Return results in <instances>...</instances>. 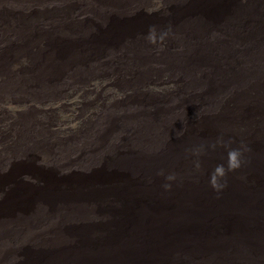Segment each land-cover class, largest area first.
<instances>
[{
  "label": "rangeland",
  "instance_id": "obj_1",
  "mask_svg": "<svg viewBox=\"0 0 264 264\" xmlns=\"http://www.w3.org/2000/svg\"><path fill=\"white\" fill-rule=\"evenodd\" d=\"M12 199L0 264H264V0H0Z\"/></svg>",
  "mask_w": 264,
  "mask_h": 264
},
{
  "label": "clouds",
  "instance_id": "obj_2",
  "mask_svg": "<svg viewBox=\"0 0 264 264\" xmlns=\"http://www.w3.org/2000/svg\"><path fill=\"white\" fill-rule=\"evenodd\" d=\"M168 35H169L168 31H162L158 35L156 26H152L149 29V34H148L147 38H148L150 43L156 44L158 41H160V42L164 41ZM228 143H230V142H225L221 138L218 141L208 145V147H210L211 149L214 150L218 144L222 145V146H227ZM204 151H205L204 146H201V148L196 149L193 154L199 156ZM242 156H243V153L240 149H230L227 153V165L226 166H225V164L216 165V167L213 169V171L210 175V179H209V183L215 191L220 192L224 188L227 187V175L229 172H234V171H236L242 167V165L244 163V161L242 160ZM200 166H201L200 162L197 161L196 167L199 169ZM166 179L168 181H174L176 179V176L174 174L168 175L166 177ZM164 187L166 189H170L171 184L170 183L165 184Z\"/></svg>",
  "mask_w": 264,
  "mask_h": 264
},
{
  "label": "bare ground",
  "instance_id": "obj_3",
  "mask_svg": "<svg viewBox=\"0 0 264 264\" xmlns=\"http://www.w3.org/2000/svg\"><path fill=\"white\" fill-rule=\"evenodd\" d=\"M70 104H72V103H70ZM73 104H75V103H73ZM78 104V103H77ZM75 109V108H74ZM74 186H80V183H77V184H75ZM81 187V186H80ZM76 193H75V196H88V195H92V194H100V195H104V194H106L107 192L105 191V192H93V191H89V192H83V191H79V190H76L75 191ZM73 194H69V193H67L66 191H64V190H61V191H58V190H55L53 187H51L50 189H48V190H45V191H43V192H39V193H35L34 194V196L35 197H39V198H48V200H49V202L51 203V202H54V201H56V200H58V199H61V198H68V196H72ZM29 198L30 197H28V195L27 194H23L22 196H21V199L24 201V203H20L21 204V206L23 207V208H26V206H27V204H29ZM13 202H14V199H12V200H10L8 203H7V205L5 206V207H2V208H0V212H2V211H11L12 209H13ZM15 206H17V204H15L14 205V207ZM118 253V252H117ZM76 258H79V259H81V260H84L85 259V261H87L88 260V257H87V255H85V254H80V255H78V257H76ZM34 259H35V257L34 258H32V259H29L28 260V263L27 264H31V262L33 263V261H34ZM29 261H30V263H29ZM43 264H56V262H55V260L53 259V258H50V259H45V260H43ZM58 264H64L62 261L60 262V263H58ZM81 264H83V263H81Z\"/></svg>",
  "mask_w": 264,
  "mask_h": 264
}]
</instances>
